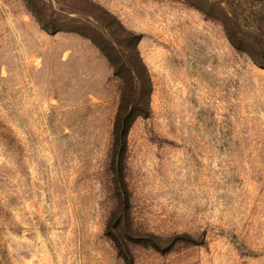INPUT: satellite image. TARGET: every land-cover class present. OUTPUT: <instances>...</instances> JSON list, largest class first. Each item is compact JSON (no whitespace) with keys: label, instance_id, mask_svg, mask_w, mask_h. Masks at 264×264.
<instances>
[{"label":"rangeland","instance_id":"374dc122","mask_svg":"<svg viewBox=\"0 0 264 264\" xmlns=\"http://www.w3.org/2000/svg\"><path fill=\"white\" fill-rule=\"evenodd\" d=\"M106 12L153 83L126 181L160 251L131 243L135 264H264V67L185 0H0V264H125L107 236L122 85L87 37L128 52Z\"/></svg>","mask_w":264,"mask_h":264},{"label":"trees","instance_id":"16d2710c","mask_svg":"<svg viewBox=\"0 0 264 264\" xmlns=\"http://www.w3.org/2000/svg\"><path fill=\"white\" fill-rule=\"evenodd\" d=\"M185 1L199 9L209 19H218L232 46L246 53L256 65L264 67V0ZM106 14L118 22L123 35V38L116 40V43L129 47L128 52L124 53L115 46L114 42L111 43L105 37H102L100 42L94 36H87L108 59L115 77L121 80L122 85L120 102L113 123L109 162L118 211L111 221L107 236L113 242L124 263L135 264L130 250L131 243H148L145 245L160 251L158 244H149L146 240H142L141 234L134 229L131 194L126 181L128 136L137 119L148 118L151 114L153 83L138 50L141 36L126 30L109 12ZM113 34L116 35V33ZM138 235L140 240L136 242L133 239ZM154 237L161 240L160 237Z\"/></svg>","mask_w":264,"mask_h":264}]
</instances>
